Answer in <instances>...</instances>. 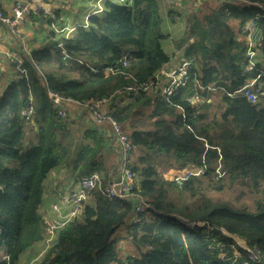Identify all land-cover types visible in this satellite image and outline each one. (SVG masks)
Wrapping results in <instances>:
<instances>
[{"label": "trees", "instance_id": "obj_1", "mask_svg": "<svg viewBox=\"0 0 264 264\" xmlns=\"http://www.w3.org/2000/svg\"><path fill=\"white\" fill-rule=\"evenodd\" d=\"M176 9L162 0H104L87 27L68 36L50 29L15 61V79L0 95V264H18L38 239L52 171L72 183L89 173L105 181L112 166V139L79 118L59 117L49 91L78 102L107 100L106 112L134 147L128 167L137 197L92 192V205L58 230L39 264H264V101L228 95L264 72V63L245 71L242 35L259 15L264 58V0H202L191 13ZM177 54L193 68L186 86L166 98L154 77ZM195 92L202 100L191 104ZM28 105L27 122L21 112ZM219 157L225 175L216 180ZM203 167L202 176L181 184L173 181L179 173L167 174ZM224 187L228 198L208 195ZM136 198L144 212L126 233L137 254L122 260L112 236L133 216Z\"/></svg>", "mask_w": 264, "mask_h": 264}, {"label": "built area", "instance_id": "obj_2", "mask_svg": "<svg viewBox=\"0 0 264 264\" xmlns=\"http://www.w3.org/2000/svg\"><path fill=\"white\" fill-rule=\"evenodd\" d=\"M44 0H17L12 6L8 15L0 11V23L4 25L11 35L16 36L19 27H22L25 22L34 15L36 17L50 18L51 15L42 9L38 3ZM37 4V6H32ZM259 15H256L252 20H249L242 29V35L245 39V71L253 72L256 66L264 63V58L260 53L261 41L257 42L255 34L260 33L256 27V20ZM56 34H64L68 36L73 32L74 28H52ZM193 68L192 59H183L172 68H163L155 74V84L161 88V94L166 98L170 97L176 90L184 88L190 78L189 71ZM264 77L263 70H260L257 75L245 84L241 89L235 91L229 96H241L250 104H257L264 101ZM198 89L204 90L196 81ZM149 85H144L147 89ZM48 97L51 101L52 108L61 118H70L68 106H76L82 110L87 116L90 115L92 120L99 125L108 124L112 130V141L116 144L119 154L115 164L116 174L111 177L107 174L105 181L98 173H89L81 177L74 188L69 192H64L62 189H57L54 195V202L51 205V211L55 217L43 219L42 238L44 249L39 255V258L45 254L56 238V234L68 222L78 217L85 206H90L93 203L91 196L92 192H99L108 198L128 199L137 197L133 195L136 188L135 176L128 167L129 158L134 151L127 133L122 129L120 124L106 112L107 100L102 99L96 102H78L70 98H64L57 93L48 92ZM201 97L195 92L190 98V103L194 104L201 101ZM210 102V100H207ZM33 110L31 106H27L22 110L21 116L25 121H31ZM219 153V151H218ZM187 170L183 175L173 179L174 182L181 184L191 177H200L205 171L203 168H193ZM52 175H56L54 171ZM215 179L223 178L225 173L222 171L221 158L217 160V166L214 170ZM59 178V177H57ZM56 178V182L58 181ZM137 205L131 219V224L140 221V214L144 212L145 206L136 198ZM222 247V244H218Z\"/></svg>", "mask_w": 264, "mask_h": 264}, {"label": "crops", "instance_id": "obj_3", "mask_svg": "<svg viewBox=\"0 0 264 264\" xmlns=\"http://www.w3.org/2000/svg\"><path fill=\"white\" fill-rule=\"evenodd\" d=\"M16 1L17 0H0V11L3 14L8 15ZM103 1L104 0H44L43 2L38 3V5H40L42 9L46 10L49 15H51L50 18H44L43 22H40L38 19V23L28 19L22 27L18 28L16 36L11 35L8 29L0 23V95L4 89L9 86L11 81L15 79L13 64L17 59L20 58L22 53H28L30 48L38 47L42 43L44 35L52 28L75 29L77 26L87 27L88 17L90 15H97L100 13ZM170 1L171 0H162L165 7L168 5L178 9H187L179 8V4L170 5ZM183 2L186 3L188 7H197V4H201L202 0H184ZM32 6H37V4L34 3ZM50 19H52V21L50 23V27H48V25L46 26V22ZM44 23L45 27H42ZM254 37L257 42L261 41L260 33L255 34ZM180 61V54H177L171 60L169 65L165 66L164 68H172ZM68 110L70 112V118H79V122H81L82 125L84 123L85 127H92L96 129L103 137H112V130L108 124H96L90 115H82V110L78 109L76 106H68ZM113 148L115 149V153H109V161L107 164L112 165L107 172L111 177L115 176L116 174L114 166L119 154L118 148L114 142ZM187 170L194 169L187 168ZM187 170H169L167 174L172 178L177 173L183 175ZM56 171L57 170L54 171L55 174L57 173ZM62 182L59 187L56 185V182H54L51 175L47 178L39 206V215L42 222L44 218L55 217L51 211V205L54 202L55 191L57 189H62V191L67 193L75 186V183H72L70 179L67 181L62 180ZM39 229L38 239L24 251L18 264H24L34 258H37V254L42 253L44 249L42 224L40 225Z\"/></svg>", "mask_w": 264, "mask_h": 264}, {"label": "rangeland", "instance_id": "obj_4", "mask_svg": "<svg viewBox=\"0 0 264 264\" xmlns=\"http://www.w3.org/2000/svg\"><path fill=\"white\" fill-rule=\"evenodd\" d=\"M184 0H171L170 2V5H173V4H179V8H187V12L188 13H191V10H194L195 8L196 9H199L202 5L201 4H197V7H188L186 3L183 2ZM222 1V0H221ZM168 10L172 11V12H176L177 9L176 7H172V6H168ZM207 8L206 6H203V8ZM202 8V9H203ZM217 101V100H216ZM84 125V123H83ZM127 133V132H126ZM59 172L57 171L56 175H52L54 178V182H56V178L59 177L60 180L63 179L64 177V174H63V171L62 173L58 174ZM66 176V175H65ZM208 195L212 198H228L230 195H232V193L230 191H228L226 189V187L223 188V190L221 192H208ZM248 203H250V200L249 198L246 199ZM41 219V218H40ZM41 224H42V227H43V222L41 221ZM131 224V219H126L125 222L115 231L114 235L112 236V238L115 240L116 242V246L118 248V252H119V255L122 257L121 259L124 260L125 258L127 257H130V256H134L137 254V251H136V247L133 246V244L131 243V240L130 238L128 237V234L126 233V229H127V226ZM40 230V229H39ZM233 240L235 241V243L237 245H239L242 249L244 250H247V247L245 246L244 242L237 239V238H234L232 237ZM250 259H253V254H251V252L249 253L247 251ZM236 254H238L236 252ZM39 255L40 254H37V258H34L24 264H39L38 261L41 259L39 258Z\"/></svg>", "mask_w": 264, "mask_h": 264}, {"label": "water", "instance_id": "obj_5", "mask_svg": "<svg viewBox=\"0 0 264 264\" xmlns=\"http://www.w3.org/2000/svg\"><path fill=\"white\" fill-rule=\"evenodd\" d=\"M40 22H43L44 21V18L43 17H39L38 18Z\"/></svg>", "mask_w": 264, "mask_h": 264}]
</instances>
